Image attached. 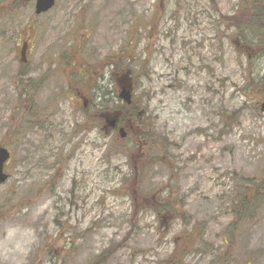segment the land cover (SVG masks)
<instances>
[{"label": "rangeland", "instance_id": "1", "mask_svg": "<svg viewBox=\"0 0 264 264\" xmlns=\"http://www.w3.org/2000/svg\"><path fill=\"white\" fill-rule=\"evenodd\" d=\"M242 1L57 0L36 14L0 0V145L12 154L0 264H88L108 249L105 264H221L228 252L264 264V212L242 229L231 211L243 178L264 176V27L229 23ZM125 57L163 153L135 118L126 138L102 126L122 105Z\"/></svg>", "mask_w": 264, "mask_h": 264}, {"label": "trees", "instance_id": "2", "mask_svg": "<svg viewBox=\"0 0 264 264\" xmlns=\"http://www.w3.org/2000/svg\"><path fill=\"white\" fill-rule=\"evenodd\" d=\"M238 11H239L238 16L237 15L233 16V20L229 21V23L232 26L236 28H241L243 26L253 27L255 25H260L261 27H264V4L260 0H243L242 4L240 5V9ZM130 59H131L130 57H125L123 59V62L125 63V68L127 69L126 71L130 70V66H131ZM107 66L117 67L118 65L111 62L108 63ZM26 74L27 72L21 70L20 74L18 75V79H20V81L23 80ZM27 83H29V81H27L26 84ZM18 84H19V88L21 87L23 88L20 89V94H19L20 96L19 106H20L21 104L24 105L26 104V102H28L29 98L31 97V89L26 88L25 83H18ZM120 107L121 108L119 114V122L124 124V122L130 121L131 118H135L136 120H138V123L141 125V128L143 129L142 135L138 137L145 138L147 140L146 143L151 144V146L154 147V149L156 148L160 153H163V151L167 147L165 140L159 138V136L155 134V131L153 130L151 125H150V129L147 128L149 126V123H147L149 119L146 118L145 114L143 115L139 114L140 107L139 104L137 103V100L134 98L133 103L131 105L122 104ZM37 110L39 112L41 111V109L39 108H37ZM26 113H28V110H25V114ZM85 118L86 119L90 118V116L86 117L85 115ZM26 123L30 125L32 123L31 118L30 120L26 121ZM16 130L19 131V128H16ZM156 156L160 157L158 155ZM156 159H157L156 163L162 164V159L161 160L160 158H156ZM243 179L245 180L241 182L242 183L241 185H244L242 187L243 189H240L241 192L240 191L234 192V198H232V206H231V211L234 214V218H235V224L237 222L238 228L240 227L242 229L245 227V224H247L248 221L258 219V216L261 217L262 213L264 212V176L260 177L259 180L255 176H245ZM234 233L235 230H233V234ZM111 253L112 252L109 249L105 250L100 256H98L97 259H94L91 263L88 264H105L110 259ZM229 255L230 252H228V256L226 255L223 258L224 259L223 261L220 260V263L237 264L238 261H236V259H234L232 255L229 257ZM186 257L187 256H183L182 258L183 260L182 262H180V264H185L183 263V261L186 259ZM243 261L246 262L247 264H253L254 254L248 252L247 256H244ZM59 262L60 264H65V261H61L60 258H59Z\"/></svg>", "mask_w": 264, "mask_h": 264}, {"label": "water", "instance_id": "3", "mask_svg": "<svg viewBox=\"0 0 264 264\" xmlns=\"http://www.w3.org/2000/svg\"><path fill=\"white\" fill-rule=\"evenodd\" d=\"M21 1L23 2L35 1L36 14L44 13L52 9L56 4V0H21ZM120 97L126 103L130 104L132 102L133 85L131 80L126 81V85L122 88V91L120 92ZM260 106H261V110L264 112V101L261 102ZM115 122L116 120H113L112 124H114ZM120 130L122 136H125L126 135L125 129L121 128ZM10 158H11L10 150L5 146L0 145V184L5 183L10 177L9 173L6 172L5 170V164ZM32 264H41V263H32Z\"/></svg>", "mask_w": 264, "mask_h": 264}, {"label": "flooded vegetation", "instance_id": "4", "mask_svg": "<svg viewBox=\"0 0 264 264\" xmlns=\"http://www.w3.org/2000/svg\"><path fill=\"white\" fill-rule=\"evenodd\" d=\"M29 45H30V42H28L27 40H21V45L19 47V51H20L19 55H20L22 61H24V62L28 61V57L26 54H27ZM112 61H113V59L111 60V62ZM86 67H88V66H86ZM121 78H125V75L123 74V76ZM118 85H121V84L118 82ZM31 86L35 87L34 80L31 81ZM81 98L84 100V107L87 109V107H88L87 103H88L89 99L85 95H81ZM113 120H116V122L114 124H112ZM101 123H102L103 128L106 130V132H111V133L117 132V133H119L121 138L127 137V135H128V130L124 126L121 125V123L117 120L116 115L113 116V114H111V115L101 114ZM122 127L125 129V132H126L125 136H122V134H121L120 129Z\"/></svg>", "mask_w": 264, "mask_h": 264}]
</instances>
